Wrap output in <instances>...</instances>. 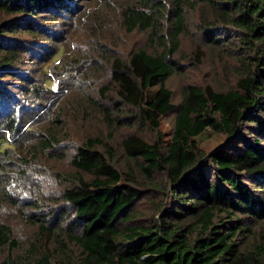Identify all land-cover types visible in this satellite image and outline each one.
<instances>
[{
  "label": "trees",
  "instance_id": "obj_1",
  "mask_svg": "<svg viewBox=\"0 0 264 264\" xmlns=\"http://www.w3.org/2000/svg\"><path fill=\"white\" fill-rule=\"evenodd\" d=\"M74 9L66 0H0V14L38 18L44 12L55 21ZM194 11L200 16L202 40L215 48L225 41V56L236 61L237 78L234 87L224 91L187 84L174 104L166 82L183 70L175 55ZM121 18L127 32H147L157 48H139L121 58L106 54L102 46L99 51L109 61L116 99L104 92L103 99L90 102L103 107L109 126L145 125L156 139L130 133L121 141L131 161L124 173L107 163L104 153L94 149V141L80 146L71 164L92 180L77 174L73 185L63 189L61 198L70 217L35 219L37 231L22 248L11 226L0 222V249L8 248L0 264H264V0H135L122 10ZM24 24H0V78H9L11 67L28 56L16 32L25 28L35 36L36 29L30 22ZM217 30L233 33L234 39ZM33 91L37 97L44 94L38 87ZM3 94L0 88L1 99ZM112 113L118 117L114 122ZM169 114L174 116L172 130L163 139L160 120ZM16 120L6 117L0 133L16 135ZM206 130L222 134L226 141L203 154L197 138ZM23 133L22 137L26 130ZM56 141L41 140L35 150L44 151ZM156 174L164 177L162 185L153 181ZM139 177L162 195L152 223H132L133 206L142 191ZM5 187L0 179V189ZM3 195L11 199L9 193ZM256 224L262 225L261 239L246 249L244 241ZM51 241L59 246L51 249Z\"/></svg>",
  "mask_w": 264,
  "mask_h": 264
},
{
  "label": "rangeland",
  "instance_id": "obj_2",
  "mask_svg": "<svg viewBox=\"0 0 264 264\" xmlns=\"http://www.w3.org/2000/svg\"><path fill=\"white\" fill-rule=\"evenodd\" d=\"M66 1L75 8L74 13L63 14L65 18L57 21L47 19L44 12L38 18L27 13L0 14V24L19 23L24 26L27 21L36 29L35 36L25 28L16 32L21 46L29 50L28 56L24 63L11 67L13 74L9 78H0V88L4 91L3 99L0 98V125L4 124L6 117L18 118L16 135L0 133L3 135L0 140V179L7 183V187L0 189V222L11 226L13 238L20 248L25 247L37 231L35 219L40 221L56 214L59 218L64 214L65 218L70 217L71 212L63 203L61 193L73 185L77 174L87 182L92 180V176L78 172L71 164L80 146L89 140L94 141V149L104 153L107 163L119 173H124L131 161L124 156L121 141L130 133H137L148 141L156 139L155 132L145 125L138 129L117 124L109 126L103 107L90 102V99L98 102L104 95L116 99L110 64L102 56V50L111 56L124 58L139 48L147 51L157 48L147 32H127L122 24V10L135 0ZM199 17L197 11L189 14V32L179 37L180 45L175 55L183 70L166 82L174 104L180 102L187 84L209 85L224 91L232 89L237 78L236 61L225 56V41L215 48L202 40L197 26ZM217 31L220 36L233 38V33ZM196 55H201L200 60H196ZM34 87L43 90L44 94L37 97L39 91H33ZM46 89L52 92L44 91ZM117 118L112 113L110 120L114 122ZM173 118V114H169L160 120L163 139L172 130ZM25 130L26 135L22 137ZM48 139L57 141L52 147H45L44 151L35 150L41 140ZM225 141L222 134L211 130L197 138L203 154ZM154 177L153 181L162 185L164 177L161 174ZM138 179L142 191L133 206L135 219L132 223H152L158 217L162 195L157 190L152 191L154 186L149 182L142 183L143 179ZM3 193H9L11 199L6 200ZM51 220L48 218L47 224ZM261 227V224H256L253 235L244 241L246 249H252L261 239ZM61 238L68 247L76 250L64 235ZM49 245L56 249L59 242L51 241ZM7 252L6 247L0 249V261Z\"/></svg>",
  "mask_w": 264,
  "mask_h": 264
}]
</instances>
